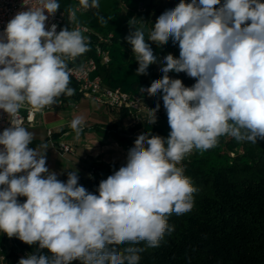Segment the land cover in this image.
Here are the masks:
<instances>
[{
    "label": "clouds",
    "instance_id": "1",
    "mask_svg": "<svg viewBox=\"0 0 264 264\" xmlns=\"http://www.w3.org/2000/svg\"><path fill=\"white\" fill-rule=\"evenodd\" d=\"M81 8H99V0H79L69 20ZM59 9L58 0H37L0 32V110L10 118L0 132V233L38 244L18 264H140L141 253L174 231L169 217L194 206L197 189L179 166L193 149L214 148L222 136L264 141V2L180 0L157 17L147 38L143 21L132 24L125 39L136 75H147L153 64L163 73L140 91L162 93L170 132L140 134L126 163L100 181L98 194L78 183V170L66 182L58 179L46 166L48 145L29 147L34 134L20 117L25 105L40 111L75 94L69 61L90 50L87 29L46 27ZM169 40L179 58L161 59L149 42L162 47ZM181 72L196 82L187 87L169 75ZM159 109V103L149 109L148 124L157 122ZM84 122L82 116L70 122L77 138Z\"/></svg>",
    "mask_w": 264,
    "mask_h": 264
},
{
    "label": "trees",
    "instance_id": "2",
    "mask_svg": "<svg viewBox=\"0 0 264 264\" xmlns=\"http://www.w3.org/2000/svg\"><path fill=\"white\" fill-rule=\"evenodd\" d=\"M120 1L128 11L126 17L121 20L115 19L117 0H99V8L76 13L75 21L70 22L64 18L61 29H70V23L74 22L104 34L111 32L112 39L108 45L109 63H98L93 75L100 76L103 83L109 87H118L133 94L138 93L142 87H150L152 81L161 78L163 73L160 71L161 65L153 64L149 66L147 75H136L138 63L131 55L132 48L125 37L134 31L133 23L140 27V21H143L147 38L146 24L152 27L157 17L165 10L174 8L180 0ZM221 2L223 3V0ZM58 3L60 10L66 14L75 4L74 0H58ZM100 16H103L107 23L102 24ZM149 43L161 59L167 54L179 58V47L173 45L171 40L162 47ZM89 49L85 54L94 55L91 45ZM169 75L181 79L187 87L196 82L183 72ZM69 87L75 89V94L70 97L61 96L60 105L67 102L78 103L81 99L82 93L71 79ZM148 97L153 108L157 103L160 104L158 121L154 125L148 124L147 121L135 123L129 130L132 132L141 128L144 132L150 131L153 135L167 137L170 128L163 107L162 93ZM120 114L125 117L126 113L121 111ZM114 127L115 125L109 126L111 129ZM112 132L113 135L118 133L116 139L119 142L134 145V139L125 132ZM42 143L33 140L29 147L35 148ZM55 144L57 141L54 146ZM251 157L243 161L237 156L232 163L212 168H206L207 159L204 156L183 160L181 166L185 169V175L191 178L193 186L197 189L194 193V206L190 212L182 215L173 213L169 217L168 222L174 226V231L165 235L159 247L148 248L141 253L140 264H264V141H261L257 153ZM96 167L97 165L91 164L88 172ZM99 167L105 168V165L100 164ZM107 168L113 170L116 167L109 165ZM96 170L99 174L105 173L98 168ZM64 179L67 181V175H64ZM101 180L104 179L92 183L87 177H79L78 183L90 193L98 194ZM140 246L143 247V244ZM24 247L29 253H34L38 244ZM40 251L48 254L46 249ZM11 256L8 255L9 258ZM19 260L14 259L11 264H16ZM72 264H80V261H73Z\"/></svg>",
    "mask_w": 264,
    "mask_h": 264
},
{
    "label": "built area",
    "instance_id": "3",
    "mask_svg": "<svg viewBox=\"0 0 264 264\" xmlns=\"http://www.w3.org/2000/svg\"><path fill=\"white\" fill-rule=\"evenodd\" d=\"M74 2L73 8L78 7L79 0H74ZM35 6H37V0H0V32L3 31L7 22L13 18L18 11L27 10L28 7ZM84 11L86 10L81 8L77 13ZM64 18L69 20V14L59 9L54 17H50L46 27H50L52 23H55L57 25V32H59ZM69 21L71 22V20ZM77 26L82 29H87L83 34L88 37L89 46L91 45L94 51V55L92 56L85 54L77 57L75 60L69 61V67L72 69L70 79L77 84L78 90L81 91L82 96L119 113L125 111V117L129 118L133 123L146 121L149 109L153 108L146 91L141 93L140 88L138 93H128L118 87H109L103 83L100 76L93 75L98 63L101 65H107L109 63L110 56L108 53V45L111 42L112 33L108 32L104 34L81 23H70V29H74ZM142 88L147 89V87ZM69 105L76 107V103L73 102H70ZM51 108L52 106H47L40 111H35L31 109L29 105L23 106L20 110L23 126L25 124H32L35 121V114L37 112H42ZM156 115L158 119V112ZM9 119L7 114L4 113L3 110H0V132H2L4 128L10 126ZM47 134L51 136V130H47ZM54 147L60 154L74 152V146L63 140L57 141ZM98 174V170L92 168L88 172L89 179H92V182L95 183L94 181H97V178L100 177ZM19 199L23 202L26 198L19 197ZM24 245L28 244L16 237L9 238L6 234L0 233V264H11L14 259L26 258L29 252ZM9 254L12 255L10 258L8 257Z\"/></svg>",
    "mask_w": 264,
    "mask_h": 264
},
{
    "label": "crops",
    "instance_id": "4",
    "mask_svg": "<svg viewBox=\"0 0 264 264\" xmlns=\"http://www.w3.org/2000/svg\"><path fill=\"white\" fill-rule=\"evenodd\" d=\"M92 100L86 97L76 103V107L69 105H55L49 110L37 112L35 121L26 126H34L30 131L34 134V139L48 145L46 151V166L58 174V179L66 182L64 175L68 172L78 170L79 177H87L88 168L91 164L100 165L104 162H117L125 159V154L118 143H110L107 136H103L100 128L116 123L113 130H122V116L119 112L106 107L100 111L98 106L92 104ZM55 107H58L56 110ZM108 112L105 114L103 112ZM77 116L84 117L83 131L77 138L75 131L70 127V122ZM38 121V123H37ZM40 126V128H39ZM124 129V128H123ZM47 130H51L48 136ZM66 141L74 146V152L61 155L54 147L56 141ZM38 146V145H37ZM36 146V147H37ZM79 157V161L72 159ZM104 171V170H103ZM109 176V175H108Z\"/></svg>",
    "mask_w": 264,
    "mask_h": 264
},
{
    "label": "rangeland",
    "instance_id": "5",
    "mask_svg": "<svg viewBox=\"0 0 264 264\" xmlns=\"http://www.w3.org/2000/svg\"><path fill=\"white\" fill-rule=\"evenodd\" d=\"M117 13L115 14V19L116 20H121V18H125L126 14L128 13L126 6H124V4L121 3L120 0H117V5L115 10ZM113 12V10H112ZM133 19V17H132ZM137 22V20H136ZM147 25V29H150L151 26ZM133 56V53L131 54ZM134 57V56H133ZM92 104H95L98 106V109L101 111L102 107L104 108L105 106L99 103H95L94 101L92 102ZM55 109L57 110L58 107H55ZM105 109V108H104ZM108 109V108H107ZM105 114H108V112H103ZM123 117V116H122ZM159 119V118H158ZM147 121V120H146ZM158 121V120H157ZM38 123V121H37ZM135 123H133V121H131L129 118L127 117H123L122 121H121V126L125 129L123 130H117L116 131H121V133L125 132L127 135H130L132 139H135L142 133H144V131L139 128L136 129L135 131H130L129 129L134 125ZM112 125V124H111ZM113 125H116V123H114ZM110 125H106L104 128H100L101 133L103 136H107L108 139H112L110 141V143L114 142L118 143L119 146H121L123 153L125 154V156L127 157V152L128 150L133 147L134 145H130L127 143H121L116 139V135H118V133L116 132L115 135H113L112 131L113 129L109 128ZM24 127H26L29 131H31L33 128L32 126H26L24 125ZM40 128V126H39ZM129 137V136H126ZM261 143V141H258L255 144H252L250 142H238L236 141L234 138L230 137V136H222L219 138V142L218 144L215 146V148H211L208 149L206 151H201V150H196L193 149V151L187 155L183 160H190L193 157H201L204 156L207 159L206 162V168H212V167H216L219 165H223V164H229L232 163L234 161V159L238 156L239 158H241V160L245 161L248 160L251 156L253 157L256 153H257V147L258 145ZM70 153H64L61 155H64L65 157H68L66 155H69ZM126 157L125 159H123L122 161H117V162H104L103 164L105 165L104 167H99L97 165L96 168H98L100 171H105V173H101L98 174L100 175L99 178H97V180L99 179H106L108 177V175H112L114 173V171L118 170L121 166H123L126 163ZM251 157V158H252ZM72 159H75L76 161H79V157H72ZM182 160V161H183ZM240 160V161H241ZM181 161V163H182ZM181 163L179 166H181ZM109 165H113L116 168L113 170H108V166ZM95 166V164H94ZM95 179V178H94ZM92 182V179H90ZM96 182V181H94ZM93 183V182H92Z\"/></svg>",
    "mask_w": 264,
    "mask_h": 264
}]
</instances>
